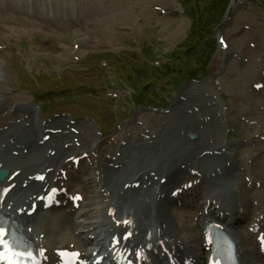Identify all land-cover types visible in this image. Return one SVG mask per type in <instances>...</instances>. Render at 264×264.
I'll list each match as a JSON object with an SVG mask.
<instances>
[{"label":"rangeland","instance_id":"rangeland-1","mask_svg":"<svg viewBox=\"0 0 264 264\" xmlns=\"http://www.w3.org/2000/svg\"><path fill=\"white\" fill-rule=\"evenodd\" d=\"M229 2L103 0V6L90 17L97 20L95 32L89 27L90 35L99 42L88 43L80 52L78 49L76 58L73 52L78 44L71 45L69 30L82 33L89 22L84 25L79 20L66 31L44 24L30 33L14 25L21 35L16 36L9 29V40L0 42V58L9 71L7 77L0 78V89L9 88L15 95L32 100L45 98L44 115L67 111L100 132L124 116L136 115L140 105L169 109L182 89L206 85L205 89L211 92L215 86L218 101L227 109L228 137L233 141L241 135L251 138L254 130L264 136V89L254 92L251 87L257 78H252L258 73L256 66L262 64L259 57L264 46V0H239L224 21ZM8 13L16 15V11ZM21 16L24 17L23 12ZM46 30L56 33L53 41L61 45L60 49H51L52 40L43 37ZM64 32L69 35L68 41H63ZM221 35L231 45L230 50L239 54L225 56L222 66H216L213 62ZM255 44L261 46L260 52L258 49L249 53ZM247 53L252 57L250 62ZM254 62L255 66L249 64ZM89 95L107 99L96 102ZM74 96H81L78 103ZM65 99L73 103H66ZM145 115H149L146 121L150 126L155 117L163 116L144 111L136 117ZM252 121L259 123L251 127Z\"/></svg>","mask_w":264,"mask_h":264},{"label":"bare ground","instance_id":"bare-ground-1","mask_svg":"<svg viewBox=\"0 0 264 264\" xmlns=\"http://www.w3.org/2000/svg\"><path fill=\"white\" fill-rule=\"evenodd\" d=\"M102 1L0 0V42L9 40V35H11L7 32L9 29L16 33V36L21 35L13 28L14 25L22 27V30H27L29 33L31 29L41 28V25L44 24L49 27L57 26L61 31H64L66 28L69 30L71 24H77L79 20L81 23L83 20L84 25L87 22L89 25H87L88 28L81 30L82 33H79L77 29L73 32L70 29V33L68 32L72 37L71 45L78 44L74 45L77 47L73 52V56L76 58L78 49L80 52L82 47L88 43L99 42L94 38V35H90L89 27L93 28V32H95L97 20L90 19V17L97 8L103 6ZM237 2L238 0H231V8ZM6 8L7 11L4 12ZM11 10L16 11V15L9 14L8 12ZM22 12L25 18L21 16ZM68 19L71 21L69 22ZM44 33V39L53 42L52 47L49 46L48 49L50 47L54 50L60 49L61 45L53 41L56 33L54 31L51 33L49 30ZM64 35L63 41H68L69 35L66 36L65 32ZM255 41L256 39H254ZM257 45L255 44V47L248 52L258 49L257 52H260L261 46ZM230 46L224 39H220L214 65L222 66L225 56L235 53L238 56L239 52L230 50ZM249 53L247 56L250 62L252 57ZM257 55L259 56L258 53ZM259 61L262 64L259 67L256 66L258 73L252 75V78L257 77L251 82L254 92L256 91L254 85L264 84V46ZM249 64L255 66L256 63ZM1 66L0 78H5V76L7 77L6 72L9 71L5 64ZM205 87L206 85L182 89L175 95L176 100L170 111L159 118H154L153 126H150L146 121L149 115L135 117L134 121L128 122V125L124 124L121 130L103 139L97 129L95 130L92 125L86 122L72 124L61 118L43 123L34 109L30 111H27V107L22 111L19 109L18 106H32L31 99L23 95H15L9 88H2L0 89V143L9 137L20 143L17 137L27 134L29 136L25 139L32 140L34 138L33 142H38L45 134L43 131L45 128L60 129V131L52 133L50 139L37 145L36 148L30 147L29 151L17 160L8 158L5 151L2 150L0 151V161L5 160V167L16 169L30 160L34 162L42 160L48 165H52L59 164L68 155L87 153L89 157H93L94 164L96 162L99 164L96 165L94 174L90 168H85L83 172H80L85 202L91 208L90 217L94 216L98 221L99 218L95 214L99 206L115 202L119 205L122 214L130 212L134 216L136 215L145 227L151 226L156 229L159 238L170 240L172 244L176 245L175 249L170 243L174 247V251L176 250L180 255H190L193 251L201 248L198 239L201 227H193L194 219L190 221L188 215H195L199 221L212 216L213 211L217 209V201H222L218 194V191L221 190H227L236 198H240L244 204H247V201L242 195L243 189H245L250 203L259 194L264 195V186L260 189L254 187L255 181L263 179L264 176V147L245 148L243 144L228 137L226 131L230 127V123L227 121V109L225 110L222 102L218 101L217 87L214 86L213 91L209 89L211 92L207 91ZM220 98L222 99V97ZM12 106L14 107L11 110ZM10 111L13 112L12 116H10ZM13 122L16 124L13 125ZM15 128H18L19 132L14 133ZM255 131L253 133L256 134ZM189 135L195 137L192 139L189 138ZM250 137L246 140L255 139L256 141L255 136ZM244 139V135L239 138L240 142H243ZM60 143H64L63 148L58 147ZM52 146L58 147V151L48 152V147ZM220 151L223 153L220 154ZM96 153L103 156L102 160L99 157H94ZM216 168L217 171L223 173L215 174ZM156 175H159L158 179L166 177V181L160 183V180L154 179ZM197 179L199 183H195L191 187L190 193L191 197L192 195L200 197L202 191L198 190L199 193H197L196 189L206 181V194L202 198L203 205L199 209H194L193 213L175 211V208H172L174 203L171 202V192L176 187ZM214 180L219 181L217 186L213 185ZM135 181L140 182L137 188L131 184ZM67 184L70 186L69 181ZM250 186L252 187L250 188ZM31 193V191L26 192L23 197ZM184 193L185 191L181 194ZM190 193L184 195L188 196ZM213 200L215 201L213 202ZM207 203L209 204L205 214ZM252 211L253 208L250 206L243 216H250ZM84 217L82 216V218ZM189 221L190 225L187 223ZM33 224L36 227L42 226L46 229V233L54 237V240L60 244L70 242L68 238L59 239L63 236L62 229H59V233H57L55 228L50 226L48 218L40 217L39 221L35 220ZM244 224L242 230L236 225L232 226V230L236 236L242 233V239L249 240L247 232L244 231L247 223ZM78 227L81 226L73 224V229ZM67 233L64 231V237ZM253 257L251 254L249 262H253Z\"/></svg>","mask_w":264,"mask_h":264},{"label":"snow or ice","instance_id":"snow-or-ice-1","mask_svg":"<svg viewBox=\"0 0 264 264\" xmlns=\"http://www.w3.org/2000/svg\"><path fill=\"white\" fill-rule=\"evenodd\" d=\"M257 87H260V85H257ZM39 179H43V177H39ZM4 191L6 192L7 189ZM52 191L55 192L56 190L53 189ZM74 199H79V197H75ZM123 223L126 225L129 222L124 221ZM119 226L120 222L118 221L117 227ZM129 235L130 233L125 232L123 238L128 239ZM260 240L261 246L264 247V236L260 237ZM22 244H24V242L18 240L16 237L9 239L7 229L0 226V262H3V264H39L37 254L27 245L22 247ZM58 255L62 258L65 255L76 257L77 260L72 262V264H80L78 259L80 254L77 252L67 253L65 250H58ZM136 256L140 259L142 254L137 252ZM61 264H69V262L61 259Z\"/></svg>","mask_w":264,"mask_h":264}]
</instances>
